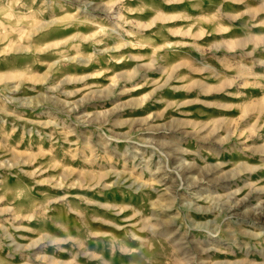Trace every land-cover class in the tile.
I'll return each mask as SVG.
<instances>
[{
	"label": "rangeland",
	"instance_id": "1",
	"mask_svg": "<svg viewBox=\"0 0 264 264\" xmlns=\"http://www.w3.org/2000/svg\"><path fill=\"white\" fill-rule=\"evenodd\" d=\"M261 21L0 0V264H264Z\"/></svg>",
	"mask_w": 264,
	"mask_h": 264
},
{
	"label": "clouds",
	"instance_id": "2",
	"mask_svg": "<svg viewBox=\"0 0 264 264\" xmlns=\"http://www.w3.org/2000/svg\"><path fill=\"white\" fill-rule=\"evenodd\" d=\"M260 23H261V24H264V21H261ZM113 83H116V81H115V80H113Z\"/></svg>",
	"mask_w": 264,
	"mask_h": 264
}]
</instances>
